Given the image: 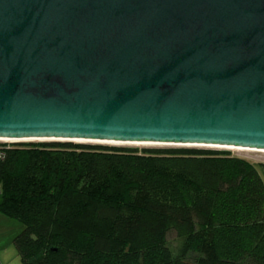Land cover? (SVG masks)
I'll list each match as a JSON object with an SVG mask.
<instances>
[{"label": "water", "instance_id": "water-1", "mask_svg": "<svg viewBox=\"0 0 264 264\" xmlns=\"http://www.w3.org/2000/svg\"><path fill=\"white\" fill-rule=\"evenodd\" d=\"M0 138L264 150V0H0Z\"/></svg>", "mask_w": 264, "mask_h": 264}, {"label": "trees", "instance_id": "trees-1", "mask_svg": "<svg viewBox=\"0 0 264 264\" xmlns=\"http://www.w3.org/2000/svg\"><path fill=\"white\" fill-rule=\"evenodd\" d=\"M4 151L0 214L21 224L22 264H264V178L244 158L71 141Z\"/></svg>", "mask_w": 264, "mask_h": 264}, {"label": "rangeland", "instance_id": "rangeland-1", "mask_svg": "<svg viewBox=\"0 0 264 264\" xmlns=\"http://www.w3.org/2000/svg\"><path fill=\"white\" fill-rule=\"evenodd\" d=\"M42 141H52V140H31V141H18L21 143H28V142H32V143H39ZM13 142L15 143L16 141H10V142H4V144H8V145H12ZM73 143H84V142H75V141H71ZM0 143H3L0 141ZM87 144H101V145H107V146H115V147H129V148H137L139 150L141 149H145V148H190V149H203V150H209V151H216V152H221V153H226L230 156H234V157H239V158H244L246 160H248L249 162H251L253 165L256 166V168L259 170L260 174L262 175V177L264 178V152H259V151H239V150H235V149H227V148H214V147H190V146H174V145H135V144H105V143H87ZM12 219V218H10ZM12 221H14L15 223H19L16 222V220L12 219ZM18 225H21L20 223ZM1 228V226H0ZM13 231H8V234H11ZM7 234V230L2 227L1 228V235L0 238L3 237V240H5V238H8ZM11 237H9L8 239H6L7 241L10 240ZM7 243V244H6ZM183 240L177 236H175L174 233L170 234L168 237V244L171 248V251L173 253L174 256H178L180 255L182 249H183ZM0 246H2L4 248V255H8L10 257H12V255H14L13 251H14V247L12 245L9 244V242H0ZM188 262V260H187Z\"/></svg>", "mask_w": 264, "mask_h": 264}, {"label": "bare ground", "instance_id": "bare-ground-1", "mask_svg": "<svg viewBox=\"0 0 264 264\" xmlns=\"http://www.w3.org/2000/svg\"><path fill=\"white\" fill-rule=\"evenodd\" d=\"M50 138H23V139H10L0 138V141H31V140H46ZM75 142L84 143H105V144H135V145H174V146H190V147H214V148H227L235 149L239 151H259L264 152L263 149L247 148L239 146H228V145H208V144H193V143H159V142H122V141H104L95 139H70Z\"/></svg>", "mask_w": 264, "mask_h": 264}, {"label": "crops", "instance_id": "crops-1", "mask_svg": "<svg viewBox=\"0 0 264 264\" xmlns=\"http://www.w3.org/2000/svg\"><path fill=\"white\" fill-rule=\"evenodd\" d=\"M17 222V221H16ZM19 223H15L14 221H12V219H10L9 217H6L2 214H0V226L1 228L4 227L7 230V236L8 238H10V240H6L8 238H5V240H3V237L0 238V242H9L10 245H13V238L19 233V231L21 230V225H18ZM1 228H0V235H1ZM11 234H8V231H13ZM7 244V243H6ZM4 248L2 246H0V264H22L20 257L18 256L16 249L14 247V255H12V257L10 256H6L4 255Z\"/></svg>", "mask_w": 264, "mask_h": 264}, {"label": "built area", "instance_id": "built-area-1", "mask_svg": "<svg viewBox=\"0 0 264 264\" xmlns=\"http://www.w3.org/2000/svg\"><path fill=\"white\" fill-rule=\"evenodd\" d=\"M1 142L3 143H0V159L4 157V154H5L4 147L9 146L8 144H4V142H7V141H1Z\"/></svg>", "mask_w": 264, "mask_h": 264}]
</instances>
